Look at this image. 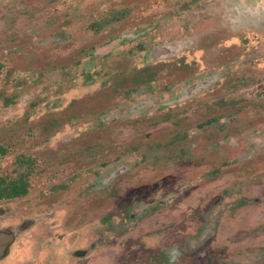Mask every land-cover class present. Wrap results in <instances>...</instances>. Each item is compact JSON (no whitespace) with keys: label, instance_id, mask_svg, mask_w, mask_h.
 <instances>
[{"label":"rangeland","instance_id":"obj_1","mask_svg":"<svg viewBox=\"0 0 264 264\" xmlns=\"http://www.w3.org/2000/svg\"><path fill=\"white\" fill-rule=\"evenodd\" d=\"M102 4L0 0V178L27 189L3 205L35 220L22 255L264 264V0ZM113 33L138 38L96 57Z\"/></svg>","mask_w":264,"mask_h":264},{"label":"flooded vegetation","instance_id":"obj_2","mask_svg":"<svg viewBox=\"0 0 264 264\" xmlns=\"http://www.w3.org/2000/svg\"><path fill=\"white\" fill-rule=\"evenodd\" d=\"M100 4L105 5L106 3H118L120 0H99ZM116 8V7H115ZM118 18V16H117ZM113 23L112 26H118L119 21L111 19ZM116 30V29H115ZM118 29L117 31H119ZM105 43L102 47L95 50V56L98 58H102L101 56L109 55L115 52L118 47L124 44L125 39L132 40L138 38V35L128 34L118 37H113ZM132 36V38H131ZM126 42V41H125ZM182 48V47H181ZM182 49H180L179 53ZM170 53V52H169ZM166 54V51L163 50V53ZM182 55V54H181ZM182 58V57H181ZM5 151L0 147V156L4 154ZM6 181L3 178H0V264H41L38 263L37 255L34 257L28 258L27 254L22 255L21 250V239L22 235L27 233L35 224V220L31 221V219L25 220L24 223L21 222V218L19 215L11 214V211L6 208L3 204L8 203L16 198H20L27 193V189L21 186V181ZM9 206V204H7ZM33 223V224H32ZM80 253L79 256H75V258H69L68 251L63 252L60 256L62 259V264H83L80 261H83L85 258V252ZM49 259V258H48ZM32 261V263H31ZM50 261L45 264H49Z\"/></svg>","mask_w":264,"mask_h":264}]
</instances>
